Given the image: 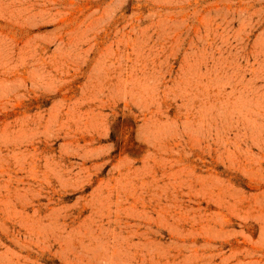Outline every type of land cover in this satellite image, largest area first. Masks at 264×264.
<instances>
[{"label": "rangeland", "instance_id": "obj_1", "mask_svg": "<svg viewBox=\"0 0 264 264\" xmlns=\"http://www.w3.org/2000/svg\"><path fill=\"white\" fill-rule=\"evenodd\" d=\"M0 264H264V0H0Z\"/></svg>", "mask_w": 264, "mask_h": 264}]
</instances>
